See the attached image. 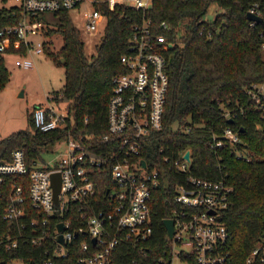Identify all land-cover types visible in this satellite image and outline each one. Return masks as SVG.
Listing matches in <instances>:
<instances>
[{
	"label": "built area",
	"instance_id": "1",
	"mask_svg": "<svg viewBox=\"0 0 264 264\" xmlns=\"http://www.w3.org/2000/svg\"><path fill=\"white\" fill-rule=\"evenodd\" d=\"M1 1L0 7L17 5L22 11L16 23L0 28V36L11 34L24 44L23 50L13 53L14 64L27 68L34 66V55L44 52V41L30 38L43 36L46 27L43 12L59 7L76 9L87 30L99 31L104 28L106 17L98 2L104 1L109 7L124 3L144 9L151 0ZM248 11L264 20V0H248ZM256 22L259 20L248 18L250 26ZM159 27L168 29L166 20H161ZM198 33L210 37L212 30L203 25ZM165 41L163 33L150 28L148 18L133 27L129 51L120 56L125 71L111 78L106 131L98 138L68 134L52 144L65 142L60 151L51 153L50 160L44 157L29 166L23 148L13 149L9 160H0V183L8 175L20 176L11 184L0 215L6 222L0 227V264H59L58 261L69 256H74L77 264H117L120 244L135 246L150 237L153 192L161 183L166 184L168 177L161 164L148 162L142 151L148 137L162 127L169 84L162 51ZM261 48L264 51V37ZM3 50L0 42V51ZM245 93L254 104L264 105V81L250 83ZM64 107H56L49 100L33 106V126L43 132L63 128L65 119L70 117ZM223 111L228 119L244 113V108L236 103L235 108L225 107ZM240 143L239 132L227 124L220 133L213 134L210 146L213 149L229 146L236 158L249 159ZM95 148L104 151L96 153ZM186 150L188 159L184 157ZM163 152L160 146L162 162L170 170L183 174L182 181L175 182L173 188V200L181 208L175 209L171 217L172 236L165 234L168 254L147 264L234 263L230 249L232 234L221 220V210L230 201L233 185L223 179L191 174L190 149H182L176 155ZM55 172L60 180L56 200L51 184V174ZM102 173L113 184L106 188L105 205L100 207L95 199V178ZM59 223L62 228H58ZM25 250L30 254H21ZM137 263L131 258L126 264ZM242 264H264V236L247 250Z\"/></svg>",
	"mask_w": 264,
	"mask_h": 264
},
{
	"label": "trees",
	"instance_id": "2",
	"mask_svg": "<svg viewBox=\"0 0 264 264\" xmlns=\"http://www.w3.org/2000/svg\"><path fill=\"white\" fill-rule=\"evenodd\" d=\"M210 2H215L219 10L208 18L204 15ZM97 5L103 10L106 23L91 55L85 53L80 30L74 25L68 8L42 13L45 29L48 27L49 33L58 31L62 36L59 50L51 53L64 69V83L54 97L58 103L66 99L64 108L70 117L65 119L63 128L47 132L35 128L32 119L27 117L26 128L0 138V160H9L13 149L23 148L29 166L43 160L49 146L68 134L74 137L90 134L98 138L104 133L111 78L125 71L120 56L129 51L133 27L148 18L150 28L166 37L162 51L167 61L169 84L162 127L148 137L142 155L148 162L161 164L168 182L161 183L153 192L150 237L135 246L120 244L116 262L126 264L135 258L137 264H147L155 257L168 254L163 219L171 218L174 210L181 208L173 200V188L175 182L182 181L183 174L170 170L162 162L158 149L163 146V153L172 155L190 149L191 174L223 179L233 185L230 201L221 210V220L232 234V264H242L247 250L264 236V105L254 104L245 93L250 83L264 81L261 48L264 20L252 26L248 24V0H151L144 9L124 3L109 7L104 1ZM21 15L17 5L1 6L0 28L16 23ZM163 19L168 29L159 27ZM50 22L54 27H49ZM203 25L212 30L210 37L198 33ZM0 42L4 49L0 51L1 91L10 79L4 54L19 52L24 44L11 34L0 36ZM43 46L46 51V41ZM236 103L244 108V113L229 122L223 110L235 108ZM227 124L239 132L240 144L249 159L236 158L229 146L221 149L210 146L213 134L220 133L221 127ZM94 151L101 153L104 148ZM19 177L8 175L0 183V215L10 186ZM95 179V199L103 207L105 190L112 187L113 182L106 173L96 174ZM5 223L0 218V227ZM21 254L28 255L30 251ZM58 263L77 264L74 256Z\"/></svg>",
	"mask_w": 264,
	"mask_h": 264
},
{
	"label": "rangeland",
	"instance_id": "3",
	"mask_svg": "<svg viewBox=\"0 0 264 264\" xmlns=\"http://www.w3.org/2000/svg\"><path fill=\"white\" fill-rule=\"evenodd\" d=\"M1 4L3 2L0 0ZM218 10V5L215 2H210L204 16L211 18ZM69 12L74 25L80 30L85 53L87 55L93 54L103 29L89 31L82 25V20L76 9H70ZM49 27H54V25L50 22ZM44 32L46 35L43 33V36H30L33 41H46V51L33 56V67L16 66L14 64L15 56L4 54L5 65L10 71V79L0 91V138L18 129L26 128L28 125L27 117L31 119L33 106L46 103L49 100L56 107H63L67 102L66 99H63L58 103L54 97L55 91H59L64 83V69L54 61L51 53L59 50L62 45V36L55 30L49 33L48 27ZM64 145V141L50 145L48 153L44 155L45 159L50 160L53 157L51 153H57ZM52 149L54 151L49 152ZM174 262V264H180L179 261Z\"/></svg>",
	"mask_w": 264,
	"mask_h": 264
},
{
	"label": "water",
	"instance_id": "4",
	"mask_svg": "<svg viewBox=\"0 0 264 264\" xmlns=\"http://www.w3.org/2000/svg\"><path fill=\"white\" fill-rule=\"evenodd\" d=\"M246 16H247V18H254L256 20H260L262 18L261 15L254 14V13L249 12V11L246 12ZM60 61L61 62L63 61L62 57L60 58ZM228 121L231 122L232 118H228ZM184 157L186 159L189 158V151L188 150L185 151ZM142 163H143V161H142ZM51 184H52V188H53L54 200H56L57 194H58L59 189H60L59 173L55 172V173L51 174ZM163 224H164V227L166 229L167 236L171 237L173 232H174V221H173V219L165 218V219H163ZM58 228H62V223L58 224ZM59 238L61 239V237H59Z\"/></svg>",
	"mask_w": 264,
	"mask_h": 264
},
{
	"label": "crops",
	"instance_id": "5",
	"mask_svg": "<svg viewBox=\"0 0 264 264\" xmlns=\"http://www.w3.org/2000/svg\"><path fill=\"white\" fill-rule=\"evenodd\" d=\"M2 91V90H1Z\"/></svg>",
	"mask_w": 264,
	"mask_h": 264
}]
</instances>
